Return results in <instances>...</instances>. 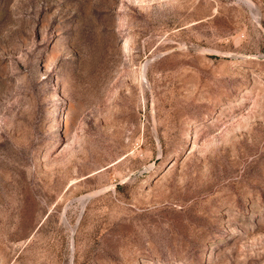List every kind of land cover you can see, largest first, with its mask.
<instances>
[{"label":"rangeland","instance_id":"374dc122","mask_svg":"<svg viewBox=\"0 0 264 264\" xmlns=\"http://www.w3.org/2000/svg\"><path fill=\"white\" fill-rule=\"evenodd\" d=\"M0 264H264V0H0Z\"/></svg>","mask_w":264,"mask_h":264}]
</instances>
